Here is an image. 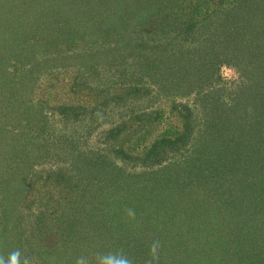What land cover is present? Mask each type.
Here are the masks:
<instances>
[{"label":"trees","instance_id":"obj_1","mask_svg":"<svg viewBox=\"0 0 264 264\" xmlns=\"http://www.w3.org/2000/svg\"><path fill=\"white\" fill-rule=\"evenodd\" d=\"M55 17L61 25L48 30ZM0 51L6 63L20 58L0 108L7 254L97 264L98 253L123 249L146 264L159 241L158 264H264V0H0ZM91 93L99 107L77 99ZM156 96L187 98V124L144 148V172H126L140 134L158 123ZM131 98L130 117L110 121V105ZM98 111L108 126L83 146L96 129L84 119ZM190 138L178 164H154L156 147ZM47 154L71 167L44 178ZM32 205L45 209L28 226L18 211Z\"/></svg>","mask_w":264,"mask_h":264},{"label":"rangeland","instance_id":"obj_2","mask_svg":"<svg viewBox=\"0 0 264 264\" xmlns=\"http://www.w3.org/2000/svg\"><path fill=\"white\" fill-rule=\"evenodd\" d=\"M30 5L32 6V4H30ZM35 6H37V5H35ZM46 6L47 5L43 6L44 10H46V9L48 10V7H46ZM17 10H19V8ZM49 17L51 18L50 13H49ZM56 19L57 20L54 21L55 24L52 21L50 23H49V21L47 22L46 25H47V29L48 30H49V26L51 28H53V29H56L59 26V24L61 25V23H59V24L56 23V21L59 22L58 18H56ZM61 19H63V18H61ZM68 19H69V17H68ZM39 28L41 29V28H44V27L43 26H39ZM6 40L7 39L4 38L3 42H5ZM5 56H6V54H4V56H3V53L0 51V60L4 64H6V70L0 74V87H1V89H0V108L4 104L2 102V98L1 97H8V93L7 92L9 91V87L7 86L8 84L5 81H3V79H5L4 78L5 72L14 71L15 68H14V66L12 64H13V62H16L17 59H20V58L17 57V59L8 60V62L6 63ZM21 60L23 61V58H21ZM38 61H39V58H38ZM42 65H44V66L46 65L45 61L43 62ZM232 75H233V73H231V71L224 70V76L230 77ZM233 78H234V76H233ZM48 83H49V81H47L46 84H48ZM66 92H68V91H66ZM44 96H45L46 101H47L46 102L47 104L44 107V110L48 114V112H49V98H52V97H49L48 92H46ZM70 98H72V96ZM77 99L83 101L85 106L95 105V106L99 107V105H100L99 100H97L95 98V95H93L92 93L89 94L86 98L83 97L81 99L80 98H77ZM132 100H133V98L125 99V100L120 101V103H119V107L120 108L117 107L115 102L113 103V105H110V107L113 108V110L110 111V113L108 115L110 121H112L113 118H114L115 120H117V124H118L124 118L127 119V117H130V115H128L126 112L131 109L130 107H131V105L133 103L131 104L130 102H132ZM139 100H141V99H139ZM147 100H148V93L146 92V96L142 100L143 104L140 102L141 105H136V108H138L139 106H146ZM157 100H158V96L155 97V100H154L155 102H153V106H154L153 109H155L154 112H159V114L156 115L153 112L150 116H151V118L152 117L154 118V116L156 115L157 118H156L155 122H158V123H156V126H155V128L153 130L148 131V132H146L144 134H140V136H143L142 139H140L137 142V144H136V146L134 148H131L130 153H129V157L128 158L126 157L125 160H124L125 161L124 168H125L126 172L134 173V174L144 172L143 171V169H145L144 166H149L148 157H150V156H148L146 159H144V153H143L144 152V148L147 145H149L150 143H152V144L153 143H158V144L162 143L161 139L173 138L174 137L173 134H175L176 132L183 131V128H185V126L187 124L186 118H184L183 117V113L180 112V107L181 106H186L188 104L189 105L191 104V103L188 102L187 98L173 97L172 99L168 98V99H161V100L159 99L158 101ZM133 101L135 102V100H133ZM175 106H178V109L175 108ZM75 112H79L80 113V112H82V109L77 108L75 110ZM98 113H99V111L95 112L94 115L92 114V116L89 113H87L88 117L84 119V120L89 119L90 121L91 120H95L96 123H95L94 127L96 129H93L92 133L88 132L89 136H88V139H87V143L83 144V146L84 145L87 146V145L92 144V142H93L92 137L97 135L98 133H100V131L103 128H106L108 126V123H107L108 121H104L105 123L104 122L100 123V121H102V119L98 117ZM54 117L60 118V116L57 115V114H55ZM190 119L193 120V116ZM73 120H74L76 126L78 124H80V126H82V124L85 123V122L82 123L83 116L81 114L79 116H77V118H73ZM77 120H78V123L76 122ZM128 122L130 123L131 120H128ZM48 124H49V120H48ZM83 126H84L83 128H86L85 125H83ZM82 131H84V130H82ZM221 132H223V131H221ZM137 133H135L134 135H136ZM185 133H187V132H185ZM76 134H79V133H76ZM42 139L43 138H39V142L40 143H42ZM193 141H194L193 138H190L188 141L182 140L181 143L179 141L178 142L174 141V142H171V143H170V141H168V143H165L167 146H164L162 144L160 147H156L153 150V161H154V164L155 165H162V164H165L167 162H173V163L178 164V162H180L183 159L184 151L190 149ZM40 143H39V145H40ZM44 143H45V141H43V144ZM47 144H48V146L50 145L49 143H47ZM78 146H79V144H77L76 148H78ZM61 150H62L61 148H57L54 152H59ZM66 150L67 149L65 148L63 151H66ZM37 152H38V154L41 155V153H40L41 151L40 150H37ZM142 157H143L144 160H142ZM32 158L33 157H30V158H28V160L32 161ZM160 158H163V160L161 161ZM41 159L43 160L42 161L43 164H41L37 168L40 171V172L38 171L39 172L38 174H40L44 178L49 176V171H53V170H55L57 168L63 169V168L71 167L68 164V162H64V159H62L63 162L61 160L52 161L51 158L49 159V154H47L46 157H44V156L41 157ZM75 171H77V170L75 169ZM84 171H86V169L84 170L82 168L80 170V172H84ZM87 171H89L88 168H87ZM31 198H34V197L32 196ZM42 209H45L44 205H32L30 207L27 206V208L25 210H21V211H18V212L20 213L21 218L23 220H25L26 222L29 221L28 226H30V224L34 223V221L37 219V214L40 213V210H42ZM1 217H2V215H1V210H0V218ZM0 223H1V221H0ZM83 229H84V226H83L82 230ZM0 231H1V229H0ZM34 235H37V232L36 231L35 232L31 231V236H34ZM37 239H38V237H37ZM4 245H5L4 243L0 244V255H2L5 258H7L8 251L6 250L7 248H5ZM24 249H22V250L24 251ZM23 257L24 256L22 255V252H21V258H23ZM247 264H250V263H247Z\"/></svg>","mask_w":264,"mask_h":264},{"label":"clouds","instance_id":"obj_3","mask_svg":"<svg viewBox=\"0 0 264 264\" xmlns=\"http://www.w3.org/2000/svg\"><path fill=\"white\" fill-rule=\"evenodd\" d=\"M127 216L130 219L135 218V209H128ZM159 248L160 242L154 241L149 248V259L146 261V264H158L159 261ZM97 264H135L134 259L130 257L123 249H120L116 252L108 253H98L96 256ZM0 264H30L28 257H24L23 261L21 260V251L19 249L13 250L5 258L0 255ZM76 264H88V261L85 257H78Z\"/></svg>","mask_w":264,"mask_h":264}]
</instances>
